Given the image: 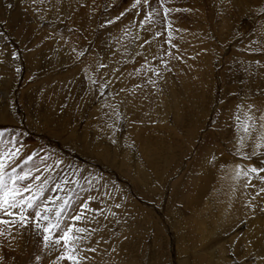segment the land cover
<instances>
[{"label":"rangeland","instance_id":"rangeland-1","mask_svg":"<svg viewBox=\"0 0 264 264\" xmlns=\"http://www.w3.org/2000/svg\"><path fill=\"white\" fill-rule=\"evenodd\" d=\"M17 13L19 25L11 30L8 18ZM0 37L12 71L5 102L0 74V158L14 154L3 161L4 182L11 186L15 179L18 199L39 194L33 209L23 210L31 219L26 227L13 223L18 208L12 216L0 210L1 263L14 253L23 257L15 264L32 261L34 213L44 208H51L46 215L53 223L60 219L55 238L67 227L83 230L74 233L81 237L75 243L81 264H208L207 237L217 239L211 246L216 264L255 260L251 253L246 263L236 261L234 245L255 220L248 201L256 205L264 195V147H257L264 143V0H0ZM233 56L253 68L249 96L243 92L248 84L224 77ZM203 82L206 113L188 137L175 121L174 94L198 115L185 89ZM225 107H234L239 121L223 114ZM249 116L256 127L248 137L242 125ZM241 135L245 141L238 143ZM221 156L228 162L220 164ZM248 164L257 172L249 175ZM239 165L241 202L230 195L229 180ZM109 190L132 203L145 224L126 217L122 205L111 208L103 196ZM241 210L249 213L241 216ZM97 222L98 236L87 232ZM34 233L49 253L44 233ZM86 234H109L130 242V250L114 260L124 242L107 245V259L97 258Z\"/></svg>","mask_w":264,"mask_h":264},{"label":"bare ground","instance_id":"bare-ground-1","mask_svg":"<svg viewBox=\"0 0 264 264\" xmlns=\"http://www.w3.org/2000/svg\"><path fill=\"white\" fill-rule=\"evenodd\" d=\"M221 1L222 0H218V4H221ZM23 4V3H22ZM231 9V8H230ZM229 9V10H230ZM228 10V9H227ZM224 11V10H223ZM230 11H232V10H230ZM228 13V12H227ZM19 14L20 13H17V14H11V16L8 18V23H9V27H10V29L11 30H14L15 28H17L18 27V25H19ZM21 15V14H20ZM33 15V14H32ZM23 17V16H22ZM232 16L230 15V18H231ZM229 18V17H228ZM7 19V18H6ZM231 20V19H230ZM229 20V21H230ZM23 21V20H22ZM228 23V22H227ZM231 23V22H230ZM17 26V27H16ZM20 27V26H19ZM228 27H230V26H228ZM23 30V29H22ZM104 31V30H103ZM230 31V30H229ZM22 32V31H21ZM18 37H21V35L23 34H21L20 32H19V29L16 31V33H15ZM29 34V33H28ZM105 34L107 35V33H106V31H105ZM112 34V33H111ZM110 34V35H111ZM108 35H109V33H108ZM107 35V36H108ZM113 36H114V34H113ZM112 35H111V37H113ZM109 37V36H108ZM105 40H106V38L105 37H103ZM110 38V37H109ZM111 39V38H110ZM104 40V41H105ZM112 40V39H111ZM114 40V39H113ZM26 41V40H25ZM166 41V40H165ZM106 42V41H105ZM111 42V41H110ZM23 43V42H22ZM111 44H114V43H111ZM199 44V43H198ZM109 46H110V44H109ZM33 48V47H32ZM111 48V47H110ZM211 48V47H210ZM106 49H108L107 47H106ZM113 49V48H112ZM160 49V48H159ZM75 50V49H74ZM30 51V50H29ZM204 51V50H203ZM206 51V50H205ZM235 55H237V54H235ZM32 57V56H31ZM240 57V56H239ZM243 57H244V55H243ZM242 59V58H241ZM227 60H229L228 62H227V69L225 70L226 72L224 73L225 75H224V77H225V79L226 80H230V81H232L233 83H242V82H244V83H246V84H248L247 85V87L245 88V89H243V92L246 94V96H249V94L250 93H252V92H255V88L253 89V82H250L251 81V79H252V70H253V68H249V66H248V64H245L243 67H241V65H240V58H238L237 56H233V58H231V59H227ZM11 60H10V56H9V49H8V47H7V43H6V41H5V39L4 38H1L0 37V74L1 75H5V80H4V82H2V89H1V95H2V98H3V101L5 102L6 100H7V97H8V93L6 92L7 90H6V88H7V86H8V82H9V80H11V78H12V71H10L9 69H8V64H10L9 62H10ZM244 61H245V59H244ZM243 61V62H244ZM242 62V61H241ZM250 65V64H249ZM209 68V67H208ZM139 69V68H138ZM250 72V73H249ZM128 74V73H127ZM130 74V73H129ZM113 75V74H112ZM205 75V74H204ZM9 78V80L8 81H6L7 79ZM136 78V77H135ZM202 79V78H201ZM189 80V79H188ZM125 82H126V80H125ZM201 82H202V80H201ZM128 83H129V80H128ZM138 83V82H137ZM170 85V84H169ZM132 86V85H131ZM196 86V85H195ZM197 86H199V85H197ZM207 87V86H206ZM186 93H187V95L189 96V99H190V103L191 104H193V105H195V108L194 109H196V107H197V109L199 110V112H198V115L197 114H195V112H192V111H190V110H188L187 109V107L183 104V103H181V101L178 99V97L174 94V103H175V106H176V109H174V110H176L175 111V116H176V118L177 119H179V120H175L176 121V123H177V127H178V130L180 129L181 131H182V133H183V129H185V133H186V135L189 137L190 136V134L192 133V131H193V129L196 127V123H197V120H199L198 118H199V115H201L200 113L202 112L203 114H205L206 113V109H207V107H205V105L207 104V102H208V100H207V95H206V93H204V92H206L205 91V85H204V82L200 85V88H197V89H193V88H191V87H189V86H186ZM209 93H210V91H209ZM212 93V92H211ZM127 95V94H126ZM186 95V94H185ZM245 96V95H244ZM1 97V96H0ZM187 97V96H186ZM246 98V97H245ZM1 100V99H0ZM256 101V100H255ZM258 101V100H257ZM259 102V101H258ZM130 105V104H129ZM174 106V107H175ZM191 108V107H190ZM169 110V109H168ZM209 110V109H208ZM227 110L229 111V113H227ZM259 110H261V109H259ZM264 110V109H263ZM244 111V110H243ZM257 111V110H256ZM161 113H162V111H160ZM223 112V114H225V115H231L229 118H231V117H233L232 115H234V116H237V110L234 108V107H232V110H231V108H229V107H225L224 108V110L222 111ZM234 112V113H233ZM32 114H36V113H34V112H31ZM168 113V112H167ZM244 114V113H243ZM4 118H5V114L2 112L1 113V110H0V120L1 121H4ZM224 119V118H223ZM260 119V118H259ZM225 120V119H224ZM232 120V119H231ZM226 121V120H225ZM233 121H235V119H233ZM222 122V121H221ZM261 122V121H260ZM166 123V122H165ZM260 125H262V124H260ZM176 126V125H175ZM162 128V127H161ZM261 128V127H260ZM263 128H264V126H263ZM163 129H165V131H166V129H167V125L165 124V126L163 127ZM172 131V130H171ZM167 132H168V134H169V136H170V132L168 131V129H167ZM174 132H176V131H174ZM219 132H220V134H221V136L223 137V139L225 138V136L227 135H225L224 133H222V132H224V131H222L221 129L219 130ZM255 132V131H254ZM260 132H262V131H260ZM251 133V132H250ZM258 134V133H257ZM262 134H264V132H262ZM248 135V134H247ZM251 135H253V134H251ZM242 136V135H241ZM240 136V137H241ZM171 137H174V136H171ZM221 137V138H222ZM240 137L238 138V143H241V140H240ZM248 137H249V135H248ZM255 137H256V134H255ZM207 139H209V138H207ZM258 139H259V136H258ZM248 140V139H247ZM255 140V139H254ZM173 141H175V140H173ZM245 140L243 139V142H244ZM249 141H250V139H249ZM258 141V140H257ZM242 142V143H243ZM187 143V142H186ZM206 143H208V144H212V141H210L209 142V140L206 142ZM255 144H257V142L255 143ZM254 144V145H255ZM175 145V144H174ZM177 145V144H176ZM179 145V144H178ZM237 145V144H236ZM211 146V145H210ZM206 147V146H205ZM214 147V146H213ZM252 147H254V148H257V147H255V146H252ZM174 148V147H173ZM258 149V148H257ZM255 150V151H258V150ZM177 150V149H176ZM206 150H208V149H206ZM216 150V149H215ZM175 151V150H174ZM5 152H7V151H5ZM9 152V151H8ZM206 151L204 150L203 151V153H205ZM208 152H210V150H208ZM180 153V152H179ZM213 153V152H212ZM211 153V154H212ZM41 154V153H40ZM157 158H159V157H157ZM180 158V157H179ZM219 159H220V164L221 163H225V162H228V158L226 157V156H221V157H219ZM158 160V159H157ZM40 161H42V160H40ZM37 162H39V161H37ZM45 162V161H44ZM152 162V161H151ZM34 163H36V161H34ZM249 163H251V162H249ZM38 165H39V163H38ZM217 165V164H216ZM231 166V165H230ZM221 167V166H220ZM232 167V166H231ZM33 168V167H32ZM239 168H240V165L239 166H237L233 171H232V175H233V178H230L229 180H230V182L231 183H233L234 182V184H232L233 185V189H232V192H230V195L231 196H233V198H234V200L236 201V196H237V199H238V201H240L241 202V200H243L244 199V191H243V189H242V187H244V185H242L243 184V182H240V183H242V184H239V182H237L236 181V178L238 177L237 175H239V173H240V171H239ZM245 168H246V172L250 175V171H251V165L250 164H248V165H245ZM258 168V167H257ZM256 168V169H257ZM261 168V167H260ZM233 169V168H232ZM218 172V171H217ZM67 173H68V171H67ZM69 174V173H68ZM221 174L223 175V177H222V179L223 180H221L222 182L224 181V183H226L227 181H226V179H227V175L226 174H224L223 172H221ZM263 175H261L260 176V178L261 179H263V181H264V172L262 173ZM220 175V174H219ZM221 175V176H222ZM220 176V177H221ZM246 176V175H245ZM62 178V177H61ZM248 178V177H247ZM64 179V178H63ZM8 180V179H7ZM232 180V181H231ZM4 181H6V180H4ZM247 181V180H246ZM245 182V181H244ZM248 182V181H247ZM57 183H59V182H57ZM56 183V184H57ZM102 185V184H101ZM226 185H227V183H226ZM242 185V186H241ZM56 186V185H55ZM54 186V187H55ZM69 186V185H68ZM103 186V185H102ZM222 186H224V185H222ZM248 187V186H247ZM39 188V187H38ZM103 188H104V186H103ZM231 188V187H230ZM72 189V188H71ZM53 190V189H52ZM75 190V189H74ZM219 190V189H218ZM38 191H39V189H38ZM37 191V192H38ZM41 191V190H40ZM51 191V190H50ZM68 191H70V190H68ZM110 191V190H109ZM42 192V191H41ZM52 192V191H51ZM53 192H55V191H53ZM100 193H102V192H100ZM113 193V194H112ZM111 193V191L110 192H106V195H105V193H104V195L103 196H105L104 198L106 199V201H108V205L111 207H115V206H118V205H122V208H123V210H125V212L123 211V214H125V216L126 217H128V215H129V217L130 218H133L134 219V221L135 222H137V224L139 225V226H143L144 224H145V222H142L141 221V216L143 215V214H140V215H135V212H138L137 211V209L136 210H132V208H133V204L132 203H130L129 201H127L128 203H125V201H122V199H121V197H119L118 198V196H117V193L114 191V192H112ZM257 193V190H255L254 192H252V195H254V194H256ZM41 194V193H40ZM51 194V193H50ZM55 194V193H54ZM57 194V193H56ZM55 194V195H56ZM43 195H44V193H43ZM48 195V194H47ZM58 195H60V194H58ZM74 195V194H73ZM251 195V194H250ZM26 196V195H25ZM46 196V195H45ZM247 196H248V194H247ZM20 197V196H19ZM47 197V196H46ZM45 197V198H46ZM54 197V196H53ZM24 197H22L21 196V198H19V199H23ZM26 198V197H25ZM44 198V197H43ZM47 198H49V197H47ZM98 198V197H97ZM231 198V197H230ZM243 198V199H242ZM248 198V197H247ZM251 198H252V196H251ZM18 199V198H17ZM255 199V198H254ZM253 199V200H254ZM38 200V199H37ZM44 200V199H43ZM249 200V199H248ZM39 201V200H38ZM52 201V200H51ZM55 201V200H54ZM57 201H59V200H56V202ZM237 201V202H238ZM256 205H254V203H252L251 201H248L249 203H251L252 205H251V208H253L255 211H251V214H253V218H255V220H253V222L249 225V227L247 228V230H246V232L242 235V237H240L239 238V240L236 242V244L234 245V247H235V260L236 261H240V262H242V263H246L249 259H250V256H249V254H251V253H254L255 255V260H253L252 261V263L251 264H264V246H263V244H264V216H260V214L263 212L264 213V195H261L260 197H259V199H257L256 198ZM40 202H41V200H40ZM50 202V201H49ZM229 202V201H228ZM236 202V203H237ZM44 203V202H43ZM47 203V202H46ZM46 203H44V204H46ZM58 203V202H57ZM77 203V202H76ZM233 203H234V201H233ZM35 204V203H34ZM80 204V203H79ZM245 204V203H244ZM247 204V203H246ZM40 205V204H39ZM54 205V204H53ZM58 205V204H57ZM68 205V204H67ZM97 205H98V203H97ZM51 206V205H50ZM78 207V206H77ZM76 207V208H77ZM111 207V208H112ZM113 207V208H114ZM120 207V206H119ZM241 207V206H240ZM37 208H38V206H37ZM43 208V207H42ZM41 208V209H42ZM53 208V210H54V208L55 207H52ZM117 208V207H116ZM116 208H115V210H116ZM121 208V209H122ZM136 208V207H135ZM17 209V208H16ZM51 209V208H50ZM18 210V212H20V208H18L17 209ZM37 210V209H36ZM227 210H229V209H227ZM246 210V209H245ZM38 211V210H37ZM41 211V210H40ZM93 211H95V210H93ZM1 212V211H0ZM97 212V211H96ZM141 212H143V211H141ZM241 213H240V215L241 216H243V213L245 214V212L247 213H249V211H240ZM1 213H3V212H1ZM117 213V210H116V212H115V214ZM119 213V212H118ZM122 213V212H121ZM133 213H134V215H133ZM144 213V212H143ZM207 214V213H206ZM237 214H238V212H237ZM114 214H112V216H113ZM239 215V216H240ZM134 216V217H133ZM209 216V215H208ZM56 217V216H55ZM90 217V216H89ZM123 217H124V215H123ZM242 218V217H241ZM72 219V221H73V219L74 218H71ZM135 219H137V220H135ZM58 220H60V219H58ZM97 220V219H96ZM96 220H95V222H96ZM67 222V221H66ZM69 222H70V220H69ZM101 222V221H100ZM100 222H97L96 224H93V226H92V228L91 227H88V230H87V232H90L91 231V234H94V235H96V236H98V234H99V229H98V227H99V225H100ZM251 222V221H250ZM44 223V222H43ZM60 223V222H59ZM62 223V222H61ZM74 224V223H73ZM61 225V224H60ZM71 225V224H70ZM127 225V224H126ZM61 227V226H60ZM62 227H65V226H63L62 225ZM80 227V226H79ZM102 228V227H101ZM101 228H100V230H101ZM61 229V231H62V228H60ZM89 229H90V231H89ZM138 229H140V228H138ZM66 230V229H65ZM105 230H107V229H105ZM104 230V231H105ZM35 231H37V229H36V227H35V222H34V225H33V231H32V233H33V235H34V240H35V242H32V246H31V250H32V254H33V256H31V259H32V261L30 262L29 260L28 261H25L24 262V264H45L46 262H47V264L49 263V264H61L60 262H63L64 263V261L63 260H59V257L64 253V249L63 248H61L62 247V245H56V244H52V246H53V248H52V250L48 253V249H46V248H40L39 247V244H40V239H41V237H40V235H41V233H42V231H40V230H38V236L40 237V239H38V240H36L35 239V237H37V235H36V233H34ZM58 232H59V230H54V235H53V238L55 239V235H57L58 234ZM20 233V232H19ZM18 233V234H19ZM75 234H77V233H75ZM91 234H90V236H91ZM27 235V234H26ZM44 235V234H43ZM60 235V234H59ZM62 235V234H61ZM86 236H89L88 234H86ZM89 236V237H90ZM209 236V235H208ZM92 237V236H91ZM207 237V236H206ZM135 238V237H134ZM237 238V237H236ZM88 239V241H89V238H87ZM208 239H210V237H207V245L210 247V248H208V264H216V262H217V260H215L216 258L214 257V253H216V252H214V251H212L211 250V246H213L214 245V243H216L215 241H217V239L215 240V238L213 239V241H212V239H210V241L208 240ZM91 240L93 241L92 242V244H91V246H92V248H95V249H93V255H95L97 258H99V257H101V256H105V258L107 259V256L106 255H102L103 254V252H105L104 250H105V247L107 246V245H112V246H114V247H116V248H119V247H121L120 246V244L121 243H123V246H122V248H121V250H118V253L117 254H115V256L113 257L114 258V260L116 259V256L118 257L119 256V251H122V252H125V251H127V250H130V246L129 245H131V243L129 242V241H127V242H129V243H126L125 241H123V242H117V241H115V240H113V237L112 236H110L109 234H105L104 236H102L101 238H97V237H92L91 238ZM95 240V241H94ZM140 240V239H139ZM215 240V241H214ZM131 241V240H130ZM133 241V240H132ZM232 241V240H231ZM28 242V241H27ZM104 242H106V243H104ZM134 242V241H133ZM214 242V243H213ZM233 242H234V240H233ZM232 242V245L234 244ZM43 243V242H42ZM20 245V244H19ZM42 246V245H41ZM207 246V247H208ZM215 246V245H214ZM213 246V247H214ZM19 247V246H18ZM19 248H23V247H19ZM37 248H38V250H37ZM6 249V248H5ZM26 249V248H25ZM210 249V250H209ZM64 250V251H63ZM19 251H20V249H19ZM4 252V251H3ZM8 252V251H7ZM18 252V251H17ZM6 253V252H5ZM22 253H24L23 251H22ZM21 254V253H20ZM97 254V255H96ZM2 255V254H1ZM4 255V254H3ZM10 255H13V253H11ZM14 255H16L15 257H16V259H17V257L19 258V259H21V262H22V258L23 257H21L20 255H17L16 253H14ZM23 255V254H22ZM20 256V257H19ZM80 256V255H79ZM10 257V256H9ZM15 257H10L11 259H13L12 261H10L9 263H5V264H13L14 263V258ZM25 258H26V256H25ZM112 258V259H113ZM4 259V258H3ZM29 259V258H28ZM118 259V258H117ZM226 259H228V257L226 258ZM252 259V258H251ZM41 261V262H40ZM60 261V262H59ZM67 261V260H66ZM12 262V263H11ZM18 262V261H17ZM20 262V263H21ZM45 262V263H44ZM228 262V261H227ZM82 263V262H81ZM232 263V261H230V262H228L227 264H231ZM0 264H3V262L1 263L0 262ZM15 264V263H14ZM66 264V263H65ZM247 264H250V263H247Z\"/></svg>","mask_w":264,"mask_h":264},{"label":"snow or ice","instance_id":"snow-or-ice-1","mask_svg":"<svg viewBox=\"0 0 264 264\" xmlns=\"http://www.w3.org/2000/svg\"><path fill=\"white\" fill-rule=\"evenodd\" d=\"M139 2V0H138ZM264 120V116L260 118ZM237 120L239 121V116H237ZM253 117L249 116L243 122L242 131L245 134H250L249 130H255L256 125L252 122ZM241 143L243 142V136L240 137ZM260 140L264 142V135L260 136ZM257 147H264V143H260ZM18 151V150H17ZM14 154L9 152L6 153L5 157L0 158V210H3L8 216L13 215V210L16 208H20L21 211L18 213L19 219L17 221H13V223H19L22 227H26L28 223L31 222L29 216L25 215L24 209H33L34 202L39 198V194L37 195H30L26 199H17L20 195V189L15 186V179H12V184L9 186L4 182L3 177V169L5 168L4 159L8 156H13ZM252 172H257V169H251ZM87 206L85 205V208ZM49 208H44L42 211H35L34 218H35V227L37 230H40L44 233L43 235V242L45 247H47L50 243L56 245H62L65 249L64 253L59 257V260H67L71 262V264H81V259L77 254V249L75 247L76 241L80 240L81 237L75 235L74 233H80L83 230L79 228L67 227L66 230L63 231L62 235L58 238H53L54 230L59 229V221L57 220L56 223H53L49 216L46 215L49 212ZM63 209L56 212V216L59 218L62 214ZM76 220L80 219V216L75 217ZM44 221L45 223H41ZM0 223H5V221L0 220Z\"/></svg>","mask_w":264,"mask_h":264}]
</instances>
